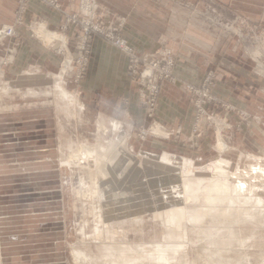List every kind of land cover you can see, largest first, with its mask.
Returning <instances> with one entry per match:
<instances>
[{
    "label": "rangeland",
    "instance_id": "rangeland-1",
    "mask_svg": "<svg viewBox=\"0 0 264 264\" xmlns=\"http://www.w3.org/2000/svg\"><path fill=\"white\" fill-rule=\"evenodd\" d=\"M237 39L264 78V39L255 49ZM61 64L49 77L0 70V264H264V84L254 91L259 113L213 93L223 105L193 133L209 137V150H163L154 141L171 135L151 123L127 136L100 120ZM33 110H51L47 124L34 125ZM114 144L125 153L111 162ZM81 146L96 155L70 159Z\"/></svg>",
    "mask_w": 264,
    "mask_h": 264
},
{
    "label": "crops",
    "instance_id": "crops-1",
    "mask_svg": "<svg viewBox=\"0 0 264 264\" xmlns=\"http://www.w3.org/2000/svg\"><path fill=\"white\" fill-rule=\"evenodd\" d=\"M58 1L61 10L44 0H28L15 27L17 36L0 41V70L4 76L21 78L31 75V71L35 77L53 75L63 55L56 50L59 42L48 41L45 36L61 34L68 41V49L74 50L80 28L69 24L63 31L62 25L66 20L64 13L80 11V0ZM97 3L101 21L123 22L122 35L140 52L151 53L166 47L176 55V82L163 83L155 111V119L172 134L155 140L158 147L194 152L209 147V137L205 135L203 140L193 136L196 109L186 88L202 84L211 69L217 78L215 96L251 112L259 113L262 109L261 99L254 91L264 84V78L254 72L253 62L237 37L221 34L222 29L208 17L216 16L223 21L238 17L264 28V0H97ZM17 6L18 0H0V28L16 23ZM6 55H11L8 61ZM127 65L128 55L124 51L95 36L87 72L78 91L88 107L96 109L100 120L113 129L118 124L117 131H125L128 136L145 130L151 119L145 115L141 98L127 74ZM51 113L33 110L34 125L47 124L41 120ZM204 133L208 134V129ZM20 137L22 146L33 144L35 148V140ZM43 138L41 143H49ZM186 139L195 142H185ZM45 147L49 151L48 145Z\"/></svg>",
    "mask_w": 264,
    "mask_h": 264
},
{
    "label": "built area",
    "instance_id": "built-area-1",
    "mask_svg": "<svg viewBox=\"0 0 264 264\" xmlns=\"http://www.w3.org/2000/svg\"><path fill=\"white\" fill-rule=\"evenodd\" d=\"M50 6L61 10L58 0H44ZM28 0H18L16 23L6 25L2 28L3 35L0 37L14 38L17 36L16 25L20 22ZM65 23L62 25L65 31L69 24L80 28L78 40L75 43L74 50L68 49V41L61 37L57 45V52L63 55L62 66L66 77H71L72 81L78 85L86 75L89 55L92 41L95 36H100L115 47L124 51L128 55L127 74L138 92L145 109V115L151 119V125L148 130L166 132L171 135L172 132L155 119L158 98L161 95L164 82H176L174 66L176 61L175 53L170 49L163 47L154 52H140L133 47L122 35L121 29L123 22L116 24H106L101 21L102 15L99 12L97 0H80V11L74 14L64 13ZM216 16L208 17V20L216 27L222 29L224 36L236 35L240 40H247L252 44L253 49L260 48L264 39V31L258 33V25H251L246 20L235 18L233 21L219 20ZM253 26L246 32L247 26ZM246 32V33H245ZM71 74V75H70ZM216 75L213 69L209 70L204 81L200 85H188L186 90L196 109V115L193 124V133L200 135L201 124L204 123L206 116L212 119L207 109L217 106L221 100L214 96L213 88L216 82ZM229 106V105H227Z\"/></svg>",
    "mask_w": 264,
    "mask_h": 264
},
{
    "label": "bare ground",
    "instance_id": "bare-ground-1",
    "mask_svg": "<svg viewBox=\"0 0 264 264\" xmlns=\"http://www.w3.org/2000/svg\"><path fill=\"white\" fill-rule=\"evenodd\" d=\"M2 28L3 27H1L0 28V36L1 35H3V31H1L2 30ZM43 34V33H42ZM55 36H57L58 38H61L60 37V35L59 34H56V33H54L53 34V36H45L46 38L45 39H47L48 41H50V39L51 38H53V37H55ZM63 72V71H62ZM61 86V85H60ZM62 94H64V96H65V98H67L66 96H68V98L71 96L68 92H67V90L66 89H64L63 87H62ZM61 94V95H62ZM73 97L75 96V95H72ZM72 97V100L74 99ZM115 127H118V124L117 125H115ZM218 147H219V149H223V143L221 142V141H219V144H218ZM84 148V147H83ZM83 148H82V146L81 147H78V149L75 151V152H73V150H72V152L70 153V159H74V158H77V159H81V156H83L84 154H88V156H90V155H93V154H95L96 155V151H95V149H94V151L93 150H87V151H83ZM105 149V148H104ZM113 150L114 151H116L115 152V154L113 153ZM103 151V150H102ZM109 151H111L110 152V156L108 155V157H110V161L112 162V161H114L115 159H116V157H119V155H122L121 153H125L119 146H116L115 144L113 145V146H111V149L109 150ZM120 151V152H119ZM114 154V155H113ZM171 156L169 155V154H167V153H164V155L162 156V160H164V161H166V162H168L169 163V160L170 161H172L171 159ZM161 160V159H160ZM227 162H225L224 160H221V162H220V164L219 165H217V168L220 170V173H221V175H219V177L220 176H225L226 175V173H227V170H226V166H227ZM256 167H257V165H256ZM256 169H258V167L256 168ZM256 172H258V170H255ZM255 173V172H254ZM259 173H260V171H259ZM240 174H241V172H240ZM239 174V175H240ZM258 175V174H257ZM261 175V174H260ZM259 176V175H258ZM184 177V176H183ZM187 177H189V176H187ZM235 177V176H234ZM238 177V176H237ZM236 177V178H237ZM238 178H240V177H238ZM242 178V177H241ZM102 179H103V177H102ZM104 179H105V177H104ZM222 177H220V178H218L217 179V181H219L217 184L218 185H221L220 183H222ZM181 180V179H180ZM194 181H196V182H198L199 180L197 179V180H195L194 179ZM240 184H241V182H239ZM216 184V185H217ZM181 185V184H180ZM192 185H194V183H193V181H191V180H185V182H184V190H185V193L188 195V194H190V193H194L193 191L194 190H191V188H193L192 187ZM182 186V185H181ZM179 188V187H178ZM180 192V191H179ZM184 197H185V194H184ZM208 198L209 199H211V200H215V199H217V198H219V196H208ZM182 199V198H181ZM205 212L206 211H197V213L196 214H194L193 216L195 217V216H203V215H205ZM108 254V253H107ZM166 257V256H165ZM114 261V260H113ZM170 261V260H169ZM119 264V263H118ZM121 264H122V262H121Z\"/></svg>",
    "mask_w": 264,
    "mask_h": 264
}]
</instances>
